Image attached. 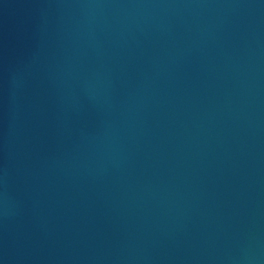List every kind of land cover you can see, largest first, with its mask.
Instances as JSON below:
<instances>
[{
	"label": "water",
	"instance_id": "obj_1",
	"mask_svg": "<svg viewBox=\"0 0 264 264\" xmlns=\"http://www.w3.org/2000/svg\"><path fill=\"white\" fill-rule=\"evenodd\" d=\"M0 264H264V0H0Z\"/></svg>",
	"mask_w": 264,
	"mask_h": 264
}]
</instances>
